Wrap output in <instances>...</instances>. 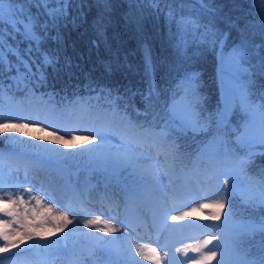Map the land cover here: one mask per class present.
<instances>
[{
  "label": "trees",
  "instance_id": "trees-1",
  "mask_svg": "<svg viewBox=\"0 0 264 264\" xmlns=\"http://www.w3.org/2000/svg\"><path fill=\"white\" fill-rule=\"evenodd\" d=\"M159 7L162 11L150 0H110L105 11L96 0H86L77 15V2L67 26L60 29L59 44L48 42V47L58 50L60 62L55 69H48L45 82L8 90L5 80L0 117L8 115L10 126L5 128V120L0 119V157L19 162L28 170L43 168V163L63 175L74 168H93L127 187L128 176L116 165L101 164L80 155L82 150L63 144L44 145L32 128L12 126L25 124L26 111L42 109L43 105L67 122V114L81 102L92 105L97 126L109 119L116 126L118 117L106 115L110 102L91 90L97 86L113 89V95L118 92L120 96L116 111L127 110L134 124H150L160 136L156 140L160 148L180 173L219 172L244 160L245 166L239 168L254 194L244 197L231 184L224 186L223 194L233 228L242 233V251L256 258L264 249V232L259 230L264 208L253 206L252 201L264 187V145L244 146L237 141V129H242L249 117L235 89L230 56L234 47L247 45L248 100L258 107L264 103V0H215L218 11L214 15H199L201 23L209 24L223 39L215 45L188 37L184 46H177L180 34L177 24L166 15L167 9L176 17H189L200 12L198 5L163 0ZM187 75H194L192 84L186 82ZM184 101L194 109L195 119L181 127L180 118L172 112L176 103ZM226 105L227 119L221 122ZM55 149L59 153L51 151ZM217 150L219 156L215 155Z\"/></svg>",
  "mask_w": 264,
  "mask_h": 264
},
{
  "label": "rangeland",
  "instance_id": "rangeland-1",
  "mask_svg": "<svg viewBox=\"0 0 264 264\" xmlns=\"http://www.w3.org/2000/svg\"><path fill=\"white\" fill-rule=\"evenodd\" d=\"M230 62L236 75L234 85L239 96L241 85L246 87L249 92L251 82L249 72L237 74L232 62V53ZM75 109L69 113L70 119L68 123H65L60 114L45 105L42 109L32 107L26 111L24 123L28 125V128L30 127L35 131L44 145L53 147L60 144L65 145L64 142L57 141V137L63 136L64 141H69L74 132L76 139L68 143L67 147L71 150L91 148L93 142L99 143V138L91 137L86 140L85 137L89 136V132L80 129L99 127L94 122L96 117L91 114L90 110L85 111L81 104ZM176 110L179 116L187 114L188 123L194 121L195 111L187 101L178 104ZM1 117L10 120L8 115ZM256 118L257 120L260 118L258 112ZM42 128L46 130L41 131ZM128 136L129 139L123 142L119 136H114L108 145H102V147L110 148L113 151H122L126 148H132L133 142H136L141 146L139 149L146 150L148 157H136L131 163L116 166L128 176L127 188L118 181L106 178L95 171H71V169L63 175L58 170L51 168L50 165L43 163V168L33 167L28 170L19 162L0 157V175L3 177L6 188L11 190L13 184L24 185L23 177L27 175L33 186L46 190L56 201L52 205L54 214L65 212L72 221L64 228L63 232L55 233L48 240L39 241V244L48 245L47 247L35 248L30 251L33 248L30 247L33 245V241L25 240L18 248H13L7 253H0L2 264H67L70 262L75 264H109L108 262L152 264L136 255V249L132 247L130 240L131 236H136L134 234L146 229L158 233L161 237V242L151 244L148 242L149 246L156 247L157 243L164 245L172 250L173 255L178 256L176 264H192L190 258L198 260L201 255L192 249L200 244L205 236L217 231L227 233L229 237L235 233L230 222L232 218L227 214L226 202L218 221L208 219V216L214 211L213 209L201 210L198 205L212 203L221 197L225 198L222 190L225 180H228L236 191L244 197L254 194L251 183L245 178L239 167L232 168L234 165H231L228 178L205 180V189L199 188L197 178H194L192 188L195 187L199 195L194 197L192 188L188 198L185 195L187 193L181 192V196L186 199L181 205L172 201L171 193L175 192L177 186L179 187V176L169 157L163 154L155 142L133 136L130 133ZM122 143L124 148L121 147ZM141 169H148L150 174L141 175ZM16 177L20 179L17 180ZM88 182L93 186L88 188L86 186ZM63 184L66 188H62ZM33 195H40V193L33 192ZM24 199L28 200V196L24 195ZM41 199H44L45 204L48 203L49 205V201L44 196H41ZM93 202H100L102 210H94L90 213L99 215L101 219L108 216L109 219L105 223L118 228L120 231L109 236L106 233L95 231V229L84 227L85 210L94 207ZM32 203L34 204V201ZM193 208L197 210L191 212ZM186 211L191 212V214L182 220L173 221L171 219L172 216L181 215ZM87 218L92 219L94 216L90 215ZM197 223L199 224L195 231L193 229H191L192 231L189 229L181 230L185 225ZM206 224L219 225L220 227L214 228L211 227L212 225ZM58 236L60 240L57 239ZM63 236L66 237L64 240L62 239ZM94 237H104V240L98 241ZM218 243H223L226 251L230 254L227 241L214 240L213 244L208 247L211 248ZM57 247H59L58 249L69 247L70 250L66 252V255L54 254ZM178 248L186 250V252H178ZM203 251H207V249ZM182 256L187 257V259L183 260ZM156 260L159 259L152 261L155 262ZM213 261L216 264V261ZM160 263L164 264L159 260Z\"/></svg>",
  "mask_w": 264,
  "mask_h": 264
},
{
  "label": "snow or ice",
  "instance_id": "snow-or-ice-1",
  "mask_svg": "<svg viewBox=\"0 0 264 264\" xmlns=\"http://www.w3.org/2000/svg\"><path fill=\"white\" fill-rule=\"evenodd\" d=\"M77 2L80 4V8L77 10L78 15L83 11L86 0H0V95L5 91V80L8 81V90L18 89L21 84L42 85L47 78L48 69H55L59 66L58 50L47 45L49 41L59 44L61 39L60 29L67 26L68 20L71 19V9ZM150 2L156 6L157 11H162L159 5L163 0H150ZM182 2L198 5L200 12L189 17H176L171 8L167 9L166 15L177 24L180 34L177 46H184L188 37L210 40L213 45L222 44L223 39L221 36H218L209 24L201 23L199 19V15L202 13L214 15L218 11L214 7L215 0H182ZM96 4L97 6L103 5L104 10L107 11L110 0H96ZM51 5H56V7H51ZM248 56L247 45L241 44L233 48L232 62L238 75L248 72V69L244 67ZM261 69L264 70V61L261 63ZM194 79V75L185 77L188 84H192ZM91 90L98 91L102 97L110 102L106 115L108 117H118L119 124L114 126L111 119H109L99 127L80 129L89 132V136L85 137L86 140L91 137L99 138V143L93 142V146L82 149L80 155H87L89 159L101 164L122 166L132 162L134 153L130 148L113 151L110 148L102 147V145H108L114 136H119L122 142L129 139L128 133L148 140L160 139L159 134L151 130L150 124H134L132 119L128 117L127 110L123 113L116 111L120 107L118 92L114 96L113 89H104L99 86ZM240 99L241 107L245 110L249 119L244 122L242 129H237L238 143L242 145L254 143L264 145V103H261L258 107L251 105L248 100V90L243 85L240 89ZM81 107L88 111L92 108V105H85L81 102ZM228 110L229 106L226 105L220 116L221 122L227 119ZM257 112L260 116L258 120L256 118ZM172 115H176L174 110ZM186 115L182 114L180 116L181 127L188 123ZM0 119L5 120V128L10 126L6 118L0 117ZM12 126L18 128L27 127L28 125ZM40 130L45 131L46 129L42 128ZM75 139L74 132L69 141H64L63 136L57 137V141L64 142L65 146ZM121 147L124 148L123 143ZM51 151L59 153V149ZM215 155L219 156L220 152L217 150ZM237 166L244 167V160H240ZM140 173L141 175H147L150 174V171L141 169ZM16 179L19 180L20 178L16 177ZM23 181L24 185L27 186L13 184L11 190H9L4 186L5 182L2 175H0V193H3V195H0V253H7L13 248H18L25 240L33 241V245L30 247H47L48 245L39 244V241L48 240L55 233L63 232L64 228L72 223L65 212L54 214L52 205L56 201L46 190L33 186L27 175L23 177ZM228 183V180L224 181L225 186ZM33 192L40 193V195H33ZM24 195L28 196V200L24 199ZM41 196L49 201L48 206H45V201L41 199ZM252 204L264 208V187L261 188L259 196L252 201ZM198 207L201 210L213 209L214 211L208 216V219L218 221L225 208V198L221 197L219 200L200 204ZM196 210V208H193L191 212ZM191 212L186 211L181 215H174L171 219L173 221L182 220L184 217L189 216ZM88 215H93L94 218L88 219ZM85 217V228L95 229V231L106 233L109 236L120 231L118 228L105 223L109 219L108 216L101 219L99 215L94 213H85ZM121 223L123 222L121 221ZM211 227L219 228L220 226L212 225ZM259 230L264 232V222L261 223ZM241 235V232H235L229 237L227 233L217 231L205 236L200 244L192 249V251L201 254L198 260L190 258L192 264H211L213 260L216 261V264H264V249H262L260 256L249 258L248 254L242 251ZM94 239L102 241L104 237H94ZM214 240L227 241L230 254L226 251L223 243H218L209 248L208 246L212 245ZM204 249H207V251H203ZM148 251L153 254L151 257L144 256L141 247H136V255L143 256L144 259L155 260L156 256L159 255L155 248H150ZM177 251L186 252V250L179 248ZM0 264H2V260H0ZM155 264H159V260H156Z\"/></svg>",
  "mask_w": 264,
  "mask_h": 264
},
{
  "label": "bare ground",
  "instance_id": "bare-ground-1",
  "mask_svg": "<svg viewBox=\"0 0 264 264\" xmlns=\"http://www.w3.org/2000/svg\"><path fill=\"white\" fill-rule=\"evenodd\" d=\"M139 143H136V142H133V145H132V149L133 150V158H136V157H141V158H145V157H148V155L146 154V150H142V149H139V147H141L140 145H138ZM87 187L90 188L92 187L93 185L91 183H86ZM93 205L95 204L94 207H89L87 208L85 211V213H90V212H94V210H102L101 209V205L100 202H93L92 203ZM45 205H48V203H46ZM58 214V213H57ZM90 216V215H88ZM139 234V235H137ZM136 236H131L130 240L132 241V247L134 249H136L137 246H140L141 247V250L143 251L144 253V256H148V257H151L153 254H151L148 249L150 248H155L157 253L159 254L158 256H156L155 259H159L162 261V263L164 264H176V262H178L177 258L178 256L177 255H173L172 253V250L168 247H165L164 245H160L157 243V246L156 247H151L149 246L147 243L149 242L150 244L151 243H156V241H154L153 239L151 238H148V235L144 234L143 232H140V233H136L134 234ZM139 236H142V237H139ZM130 247V245H129ZM131 248V247H130ZM144 258L143 256H140L139 255V258ZM183 260H186L187 257L185 256H182ZM145 260H148V263H152V264H155L154 261H152L151 259H145ZM109 264H116V263H111V262H108ZM67 264H75V263H67ZM119 264V263H117ZM161 264V263H160Z\"/></svg>",
  "mask_w": 264,
  "mask_h": 264
}]
</instances>
